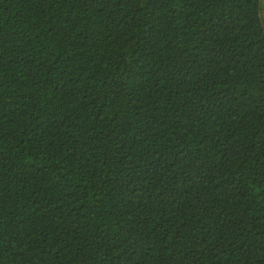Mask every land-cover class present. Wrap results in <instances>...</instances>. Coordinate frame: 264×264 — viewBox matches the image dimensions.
<instances>
[{"label": "trees", "instance_id": "16d2710c", "mask_svg": "<svg viewBox=\"0 0 264 264\" xmlns=\"http://www.w3.org/2000/svg\"><path fill=\"white\" fill-rule=\"evenodd\" d=\"M0 264H264V0H0Z\"/></svg>", "mask_w": 264, "mask_h": 264}]
</instances>
